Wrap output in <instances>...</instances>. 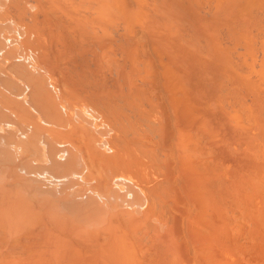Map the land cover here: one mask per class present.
<instances>
[{
	"label": "bare ground",
	"instance_id": "6f19581e",
	"mask_svg": "<svg viewBox=\"0 0 264 264\" xmlns=\"http://www.w3.org/2000/svg\"><path fill=\"white\" fill-rule=\"evenodd\" d=\"M0 81V264H264V0H0Z\"/></svg>",
	"mask_w": 264,
	"mask_h": 264
},
{
	"label": "rangeland",
	"instance_id": "374dc122",
	"mask_svg": "<svg viewBox=\"0 0 264 264\" xmlns=\"http://www.w3.org/2000/svg\"><path fill=\"white\" fill-rule=\"evenodd\" d=\"M0 84H1V95L2 94H4V96L6 95L7 96V94H6V92H3V91H8L7 90V88H5V85L0 81ZM3 85V86H2ZM3 88V89H2ZM5 88V89H4ZM9 92V93H8ZM7 93L8 94H11L10 93V91H8ZM13 95V94H12ZM2 97H3V95H2ZM1 97V98H2ZM9 97H11L10 95H8V99H9ZM12 98H14V96L13 97H11V99ZM5 99V101H6V99H7V97L6 98H4ZM11 99H9V101H13V100H11ZM1 101L3 102V98L1 99ZM4 101V102H5ZM3 102V103H4ZM15 102V101H14ZM1 103V102H0ZM6 104L7 103H9V104H11V107L8 105V106H6L5 104H2V106H3V108L2 109H0V110H2V111H0V112H2L4 115H5V117H7L6 118V120H8L9 118H10V120L11 119H14V117H13V114L11 115V113H14V111H15V105L13 106V103H11V102H8V100L5 102ZM1 106V105H0ZM7 108L8 109V107H10V108H13L14 110L13 111H10L9 109H8V111H6V110H4V108ZM5 108V109H6ZM4 110V111H3ZM8 112H9V115H8ZM1 113V114H2ZM7 115V116H6ZM3 116V115H2ZM9 116H11V117H9ZM3 120V121H2ZM2 122L5 124H3V125H1L2 124ZM8 121H5V118L3 119V117L0 119V167H1V170H0V172H2V174L4 173L5 174V176H4V174L2 175V174H0V195L1 194H7L6 192H5V189L7 188H3V187H5V186H3L4 184L6 185V186H8L7 184H9L10 182H9V180L7 179V178H5L6 177V173L9 175V172H7L9 169L8 168H13L12 166L14 165L13 163H17L18 161H16V159H18V156L19 157H21V154L23 155V153H21V152H24V151H22L21 149H17V148H15V146H13V143H15V141L17 140V139H14V136L15 135H17L15 132L17 131V129H16V127L18 128V126L16 125V124H14V123H7ZM11 122V121H10ZM7 124H8V126H7ZM5 126H7V127H5ZM6 129V130H5ZM7 133V134H6ZM3 135V136H2ZM12 137V138H11ZM15 138H17V136H15ZM9 139V140H8ZM15 140L14 142L12 141V140ZM8 140V141H7ZM11 143H10V142ZM9 142V143H8ZM6 149V150H5ZM10 149V150H9ZM14 149H16V150H14ZM11 150H12V153H11ZM14 152V153H13ZM17 153L19 154V155H17ZM16 154V155H15ZM15 156H17V158L15 157ZM16 158V159H15ZM19 160V159H18ZM46 160V163L48 162V159H45ZM8 161V162H7ZM16 161V162H15ZM19 163V162H18ZM18 163L17 164H15L17 167H18ZM11 164H13L12 166H11ZM10 165V166H9ZM14 165V166H15ZM4 166V167H3ZM16 166H15V168H13V170H11L10 172V175L8 176V177H11L12 178V174L14 173L13 171H16L15 169H17L16 168ZM20 167H21V165H20ZM22 168V167H21ZM61 168H62V166H61ZM6 169H8L7 171H6ZM18 169H19V167H18ZM23 169V168H22ZM22 169H20V171H19V175H21L20 173H22V177L24 178V177H26L23 173H25L26 175H28L27 173H26V171L25 170H22ZM18 171H16V174H17V172ZM22 171V172H21ZM35 172H37V173H40V176H44L45 178H47L48 179V177H54V173H53V170L50 168V167H48V165L47 164H44V166L42 167V168H40V170H37V171H35ZM15 174V175H16ZM18 175V174H17ZM14 176V175H13ZM18 177V176H17ZM44 177H42V180L43 181H40L41 179H36V180H33L34 178H33V176L30 174V177H28L29 179H30V181H32L33 183H36V182H39L40 181V184H39V186H41V187H39V186H37L38 188V190H39V188H40V190H39V192H38V195H37V198L39 199V197H41L40 199H42V197H48V198H52V199H54V200H58V201H60V206L58 207L59 209H58V212L59 213H61V214H70V213H73V212H75V210H74V206H72L71 207V204H74L73 202H74V200H71L70 198H66L64 195H65V193H66V189H65V187L64 186H61L60 184H53V183H50V182H48V181H46V180H44L45 178ZM6 180H8V181H6ZM27 178V177H26ZM12 181H15L16 182V178H15V180L12 178L11 179ZM39 180V181H38ZM6 181V182H5ZM36 181V182H35ZM44 181H45V184H44ZM4 182V183H3ZM8 182V183H7ZM43 182V183H42ZM48 182V183H47ZM7 183V184H6ZM14 184V182H11V185H13ZM3 184V185H2ZM36 184H38V183H36ZM49 184V185H48ZM43 185V186H42ZM34 186H36V185H34ZM3 188V190H2V188ZM12 190H13V188H14V193H12L13 191L11 190V194H14V195H11L10 193L9 194H7L8 195V200L9 201H11V199H15L16 201L17 200H19V201H17V202H19L20 203V206H21V204L22 205H24L25 206V203L29 200V195H30V193L25 189V188H21L22 190H19V188L18 187H15V184L13 185V188L11 187V186H9ZM8 187V188H9ZM7 188V189H8ZM10 188H9V190H10ZM7 189H6V191H7ZM8 190V191H9ZM7 191V192H8ZM18 192V193H17ZM17 193V194H16ZM15 195H17V197L15 198L14 196ZM18 198V199H17ZM13 201V200H12ZM14 202V201H13ZM17 202H14V203H17ZM66 202V203H65ZM19 203H17V205L19 204ZM16 214H13V216L15 215V216H17L16 217V219L18 218V215L20 216V214L22 213L23 215H21V216H26V215H30L31 213H34V212H32V211H26V210H24V209H19V208H17L16 207ZM75 209H76V207H75ZM1 210V209H0ZM3 211V210H2ZM2 211H1V213H2ZM12 211V210H11ZM8 212L7 214H6V216L4 217L2 214H0L1 215V217H3V218H6L7 219V221H8V223H9V225L8 226H10V228L8 227V231H9V229H10V232H11V229H17V230H19V227H17V225H19L18 224V222L20 223V221H18L17 222V220H19V219H12V218H14L13 216H11V214H12V212ZM45 212H47L45 209H43L41 212H37V213H41V215H43L42 213H45ZM11 213V214H10ZM10 214V215H9ZM75 215H77V216H80L81 215V213H75ZM27 216V217H28ZM20 218V220H21V217H19ZM23 218V217H22ZM5 219V220H6ZM27 219V218H26ZM23 221H25L24 219H23ZM14 223V224H13ZM21 225H22V223H20ZM63 226H64V224H62V225H60V227H61V229H58V230H56V234H62V231L63 232H65V228H63ZM20 228H21V226H20ZM4 232H0L1 233V235L3 234V233H5V230L3 229V228H1ZM2 230H0V231H2ZM6 230V231H7ZM7 231V232H8ZM9 233V232H8ZM8 233L6 234V237L7 236H9L10 234L12 235H14L15 233H9V235H8ZM65 233H67V232H65ZM12 235V236H13ZM46 236H49L47 233H46ZM1 238H0V241H3V240H1L2 239V236H0ZM3 237H5V234H4V236ZM5 237V238H6ZM11 236H9V238H10ZM4 238V240H7V238L5 239ZM8 241V240H7ZM3 242H5V241H3ZM3 247H4V249H3ZM5 246L3 245L2 247H1V252H2V250L4 251L5 250ZM3 253V252H2ZM5 253V252H4ZM1 254V253H0ZM2 255V254H1Z\"/></svg>",
	"mask_w": 264,
	"mask_h": 264
}]
</instances>
